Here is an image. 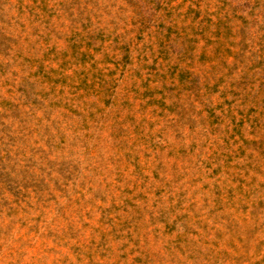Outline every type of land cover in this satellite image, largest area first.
<instances>
[{
    "label": "rangeland",
    "instance_id": "rangeland-1",
    "mask_svg": "<svg viewBox=\"0 0 264 264\" xmlns=\"http://www.w3.org/2000/svg\"><path fill=\"white\" fill-rule=\"evenodd\" d=\"M0 264H264V0H0Z\"/></svg>",
    "mask_w": 264,
    "mask_h": 264
}]
</instances>
